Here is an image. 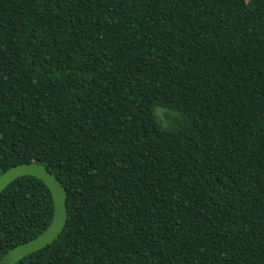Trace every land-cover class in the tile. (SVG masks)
<instances>
[{"label":"trees","instance_id":"obj_1","mask_svg":"<svg viewBox=\"0 0 264 264\" xmlns=\"http://www.w3.org/2000/svg\"><path fill=\"white\" fill-rule=\"evenodd\" d=\"M30 162L68 218L16 264H264V0H0V174ZM52 215L10 183L0 259Z\"/></svg>","mask_w":264,"mask_h":264},{"label":"water","instance_id":"obj_2","mask_svg":"<svg viewBox=\"0 0 264 264\" xmlns=\"http://www.w3.org/2000/svg\"><path fill=\"white\" fill-rule=\"evenodd\" d=\"M25 176L39 179L49 189L53 200L52 219L46 229L38 236L8 250L1 257L0 264H16L24 257L51 245L61 234L67 222V192L62 182L44 165L30 162L8 168L0 174V194L14 180Z\"/></svg>","mask_w":264,"mask_h":264},{"label":"rangeland","instance_id":"obj_3","mask_svg":"<svg viewBox=\"0 0 264 264\" xmlns=\"http://www.w3.org/2000/svg\"><path fill=\"white\" fill-rule=\"evenodd\" d=\"M157 113H158V115L160 116V117H162L163 115V111L162 110H157Z\"/></svg>","mask_w":264,"mask_h":264}]
</instances>
